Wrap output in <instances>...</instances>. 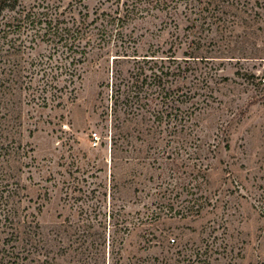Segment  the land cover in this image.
<instances>
[{
    "label": "rangeland",
    "instance_id": "obj_1",
    "mask_svg": "<svg viewBox=\"0 0 264 264\" xmlns=\"http://www.w3.org/2000/svg\"><path fill=\"white\" fill-rule=\"evenodd\" d=\"M19 1L21 6L48 5L60 11L82 10V5L90 13L99 4L97 0ZM232 2H249L264 13V0ZM184 13L180 5L173 17L152 11L125 25L122 39L113 36L82 66L72 102L66 96L58 108L31 115L38 130L31 136L26 133L24 142L33 149L40 168L35 180L42 178L49 198L39 221L48 237L56 238L59 232L58 242H70L68 237L74 239L71 236L81 232L79 228L103 232L106 245L110 235L120 264H264V85H257L264 80V60L252 58L261 43L239 32L231 38L230 53L209 55L211 61L198 64L192 75L185 72L180 84L182 93L205 100L207 105L197 112V135L217 145L212 152L206 146L198 155L196 164L205 175L198 180L199 188L192 187L196 185L189 169L194 148L175 149L171 135L165 133L164 141L159 137L153 170L118 161L119 191L114 200L109 196L112 59L122 49L128 55L132 51L140 56L172 55V37L188 32ZM2 20L1 16L0 26ZM20 36L26 39L25 32ZM183 50L173 55L182 59ZM62 51L60 44L41 42L33 54H53L55 63L63 59ZM120 59L113 67L120 73L119 81L125 79L123 85L133 62ZM245 73L254 77L248 81ZM156 109L164 111L159 105ZM95 134L100 139L93 147ZM179 181L189 186H175ZM194 199L203 204L199 213L192 206ZM123 222L128 228L122 227ZM106 262L114 260L106 258Z\"/></svg>",
    "mask_w": 264,
    "mask_h": 264
},
{
    "label": "trees",
    "instance_id": "obj_2",
    "mask_svg": "<svg viewBox=\"0 0 264 264\" xmlns=\"http://www.w3.org/2000/svg\"><path fill=\"white\" fill-rule=\"evenodd\" d=\"M97 2L98 7L90 13L82 5L79 6L82 10L75 7L60 11L48 5L26 7L21 6L19 0H0V17L3 19L0 26V264H110L106 258L114 260L111 264H120L114 238L109 235L106 245L103 232L90 233V228H79L82 231L73 233L71 237L75 238L72 240L68 237V243L56 240L58 231L56 238L45 234L39 217L49 198L41 185L42 178L35 180L34 174L40 168L33 149L24 142V136L26 133L31 136L38 130V122L31 116L34 112L58 108L66 96L72 102L82 80V66L89 64L91 53L97 48L102 51L113 36L122 39L125 25L145 18L152 11L173 17L180 5L189 22L185 28L188 32L172 37L170 49L174 50L166 58L153 54L140 56L136 51L128 55L122 49L116 51V57L112 59L110 98L114 119L109 137V196L113 200L119 191L118 161L126 160L133 168L141 166L153 170L159 137L162 135L164 141L165 133L171 135L170 143L175 149L194 148L195 156L188 158L189 169L196 185L192 187L199 188L198 180L205 175L201 173L202 166L196 164L200 162L198 155L206 146L212 152L217 145L206 143L197 135V112L200 114L207 104L204 99H199L200 95L181 92L185 72L192 75L198 64L211 61L209 55L230 53L231 38L238 32L248 40L261 43L262 47L255 48L252 58L264 60L263 9H257L249 2ZM22 32L26 33L25 40L21 39ZM41 42L60 44L63 59L53 63V54L34 55ZM182 48L183 58L179 59L173 54ZM120 58L133 62L123 85L125 79L119 81L120 73L113 67V63L122 60ZM64 60L69 62L63 63ZM165 61H170L167 66ZM243 76L249 81L254 74ZM257 85H264L263 78ZM158 105L164 107V111L156 109ZM96 138L100 139L99 136ZM225 147H228L227 143ZM133 177L135 179L137 175ZM176 185L186 189L189 183L179 181ZM192 201L199 213L203 204L198 199ZM108 217L113 218L111 214ZM121 224L128 228L127 222Z\"/></svg>",
    "mask_w": 264,
    "mask_h": 264
},
{
    "label": "built area",
    "instance_id": "obj_3",
    "mask_svg": "<svg viewBox=\"0 0 264 264\" xmlns=\"http://www.w3.org/2000/svg\"><path fill=\"white\" fill-rule=\"evenodd\" d=\"M96 143H97V138H96V137H94V138H93V140H92V145H93V146H95V145H96Z\"/></svg>",
    "mask_w": 264,
    "mask_h": 264
}]
</instances>
